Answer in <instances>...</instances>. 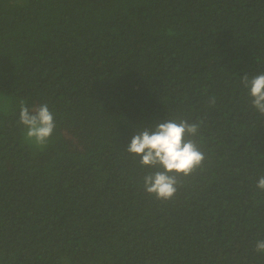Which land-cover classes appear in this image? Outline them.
<instances>
[{
    "label": "trees",
    "instance_id": "16d2710c",
    "mask_svg": "<svg viewBox=\"0 0 264 264\" xmlns=\"http://www.w3.org/2000/svg\"><path fill=\"white\" fill-rule=\"evenodd\" d=\"M245 73H264V0H0V264H264ZM21 100L54 114L43 150ZM176 118L201 124L205 169L157 200L126 148Z\"/></svg>",
    "mask_w": 264,
    "mask_h": 264
},
{
    "label": "clouds",
    "instance_id": "9594fccd",
    "mask_svg": "<svg viewBox=\"0 0 264 264\" xmlns=\"http://www.w3.org/2000/svg\"><path fill=\"white\" fill-rule=\"evenodd\" d=\"M247 88L252 107L264 116V73L241 77ZM212 104L215 98H211ZM19 123L24 125V138L40 150L50 143L56 129L53 112L45 102L29 108L26 101L19 102ZM201 124L176 118L162 120L153 127H145L134 135L126 151L140 157L142 167L154 169L143 177L144 191L157 200L174 199L185 178L198 170L205 169L206 153L201 149L196 137ZM256 187L264 191V175L256 182ZM255 251L264 253V239L257 240Z\"/></svg>",
    "mask_w": 264,
    "mask_h": 264
}]
</instances>
